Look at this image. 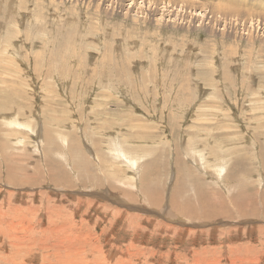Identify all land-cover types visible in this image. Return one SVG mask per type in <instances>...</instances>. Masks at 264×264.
<instances>
[{
	"label": "rangeland",
	"instance_id": "374dc122",
	"mask_svg": "<svg viewBox=\"0 0 264 264\" xmlns=\"http://www.w3.org/2000/svg\"><path fill=\"white\" fill-rule=\"evenodd\" d=\"M45 258L264 264V0H0V264Z\"/></svg>",
	"mask_w": 264,
	"mask_h": 264
},
{
	"label": "bare ground",
	"instance_id": "6f19581e",
	"mask_svg": "<svg viewBox=\"0 0 264 264\" xmlns=\"http://www.w3.org/2000/svg\"><path fill=\"white\" fill-rule=\"evenodd\" d=\"M23 125V124H22ZM24 126V125H23ZM26 126V125H25ZM37 130V129H36ZM132 169H133V167H132ZM136 170V169H135ZM159 226V225H158ZM52 237V236H51ZM78 239V238H77ZM61 242V241H60ZM61 246V245H60ZM55 248H56V246H55ZM58 250V249H57ZM60 251V250H59ZM33 256V255H32ZM67 256V255H66ZM69 256V255H68ZM71 256V255H70ZM70 256L68 257L69 259H70ZM28 257H29V255H28ZM74 257V256H73ZM77 257V256H76ZM64 258V257H63ZM52 260V259H51ZM58 260V259H57ZM60 260V259H59ZM104 260V259H103ZM46 261V258L44 259V262ZM70 262H72V261H70ZM9 264V263H8ZM45 264H50L49 262L47 263V261L45 262ZM59 264V263H58ZM60 264H66V262L64 263V262H61L60 261ZM69 264V263H68ZM73 264H74V262H73Z\"/></svg>",
	"mask_w": 264,
	"mask_h": 264
}]
</instances>
